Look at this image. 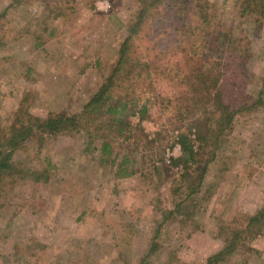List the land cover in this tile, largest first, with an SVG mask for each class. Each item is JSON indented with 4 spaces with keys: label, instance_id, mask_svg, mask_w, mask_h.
Masks as SVG:
<instances>
[{
    "label": "rangeland",
    "instance_id": "obj_1",
    "mask_svg": "<svg viewBox=\"0 0 264 264\" xmlns=\"http://www.w3.org/2000/svg\"><path fill=\"white\" fill-rule=\"evenodd\" d=\"M207 1L211 23L208 32L204 28L205 35L221 32L238 45L251 43L249 78L243 79L238 91L233 80H225L222 89L228 96L236 90L239 99V93L247 90L250 101H257L264 86V19L248 16L243 0ZM59 2L67 18L53 19L41 2L0 0V14L7 11L14 30L0 49V129L10 127L23 100L41 118L79 113L116 67L141 8V0ZM206 39L198 37L200 45ZM151 76L153 80L147 81L153 91L172 92L162 77ZM138 90L148 91L149 86ZM262 98L261 105L235 117L216 156L204 158L211 160L202 191L193 196L183 191L173 199L169 186H161L164 200L157 206L141 209L137 201L141 196L155 199L159 175L150 185L152 175L144 182L140 178V183L115 178L99 151L85 152L84 132L51 136L42 147L33 143L28 151L18 152L16 161L24 163L26 172L48 171L52 180L37 185L29 175L12 191L0 193V264H207L226 247L235 229L246 231L247 217L264 208ZM160 122L145 125L156 132ZM188 124L184 128L195 139L197 132L188 131ZM179 133H168L166 164L182 156ZM124 151L130 153L127 147ZM135 159V168L153 173L151 163L139 164L141 154ZM182 200L187 206L183 212L166 221L157 216L160 207L174 210ZM260 227L246 231L245 240L238 239L235 250L219 264H264V227L262 232ZM153 245L155 252L149 256Z\"/></svg>",
    "mask_w": 264,
    "mask_h": 264
},
{
    "label": "trees",
    "instance_id": "obj_2",
    "mask_svg": "<svg viewBox=\"0 0 264 264\" xmlns=\"http://www.w3.org/2000/svg\"><path fill=\"white\" fill-rule=\"evenodd\" d=\"M23 1L27 5L41 2L48 7L53 19L68 17L59 0H13ZM243 4L247 6L248 16L253 13L264 19V0H243ZM209 6L207 0H141L136 22L129 29L130 36L119 50L116 67L79 113H51L41 118L32 114L26 100H23L10 127L0 129V193L12 191L14 185L29 175L35 178L37 185L41 182L49 184L52 180L48 171L26 172L24 163L16 161L18 152L28 151L33 143L42 147L51 136L84 132L87 136L85 152L87 149L99 151L102 160L112 166L115 178L140 183V178L144 182L147 176L152 175L148 179L150 185L155 184L159 175L157 196L154 200L141 196L137 201L140 207L160 204L164 200L161 186L165 185L169 186L171 192L168 194L173 199L183 191L192 196L199 194L205 185L211 160L204 158L216 156L235 117L261 105L264 97V86L257 101H250L247 90L239 93V99L236 90L228 96L226 89H222L225 80H233L232 86L238 91L243 79L249 78L246 71L251 43L246 46L240 42L238 45L221 32L205 35L204 28L208 32L211 23ZM6 17L7 11L0 14V49L14 31ZM198 37L207 39L200 45ZM152 74L162 77L161 82L172 92L153 91L147 81L153 80ZM145 84L149 90L139 91L138 88ZM153 110L157 113H152ZM161 118L165 121L160 122ZM152 121L161 123L156 132L148 131L145 125ZM187 122V130L195 129L197 132L195 139L184 128ZM175 130L180 131L177 138L182 156L172 158L170 164H166L165 141L168 133ZM195 143L198 144L197 149ZM126 147L130 153L124 151ZM138 154L142 155L143 161L139 164L151 163L153 173L147 174L134 167ZM181 166L180 173H172L173 169ZM139 187L142 188L141 185ZM185 204L184 200L174 204V210L160 207L156 214L166 221L183 212L187 208ZM247 220L246 231L262 225V232L264 208ZM246 231L235 229L226 247L210 257L207 264L226 260L231 250L237 247V240H241L240 243L245 240ZM155 248L154 245L151 247L149 256Z\"/></svg>",
    "mask_w": 264,
    "mask_h": 264
}]
</instances>
